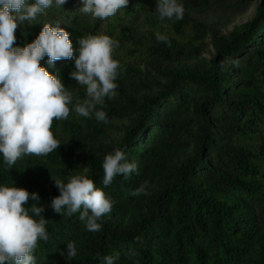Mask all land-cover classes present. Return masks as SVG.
<instances>
[{
  "label": "trees",
  "instance_id": "16d2710c",
  "mask_svg": "<svg viewBox=\"0 0 264 264\" xmlns=\"http://www.w3.org/2000/svg\"><path fill=\"white\" fill-rule=\"evenodd\" d=\"M182 3V20L160 21L155 0H129L100 20L67 0L17 27L14 46H24L61 20L74 57L77 38L104 33L119 42L113 58L123 69L117 97L105 100L107 124L69 105L50 129L57 150L22 156L10 170L0 157V183L38 193L45 206L49 239L37 242V264H68L69 241L77 245L69 264H99L97 254L116 264H264V0ZM46 60L41 66L83 101L74 59ZM115 148L138 168L104 187L102 161ZM70 171L115 202L99 232L86 231L79 213L48 206L59 195L54 180L66 182ZM145 181L149 194L132 196Z\"/></svg>",
  "mask_w": 264,
  "mask_h": 264
},
{
  "label": "clouds",
  "instance_id": "9594fccd",
  "mask_svg": "<svg viewBox=\"0 0 264 264\" xmlns=\"http://www.w3.org/2000/svg\"><path fill=\"white\" fill-rule=\"evenodd\" d=\"M67 0H0V157L10 170L22 156H47L61 143L50 130L53 120L69 117L70 108L81 117H94L107 124L105 100L117 97L116 80L122 66L113 53L119 42L109 35L88 34L76 40L78 55L74 57L69 33L61 27V20L44 23L39 34L24 46H14L17 27L25 21H35L46 16L50 8H62ZM129 0H79V11L94 19L104 20L126 8ZM182 0H155V12L160 21L182 20ZM166 27V25H165ZM158 41L167 43L166 34L157 32ZM48 67L60 59H74L70 73L85 90L86 98L74 102L72 91L65 87L57 75L41 66ZM102 185L109 186L117 176L125 179L137 171L138 165L129 162L121 148L105 154L102 161ZM59 195L48 205L60 216L71 217L79 213V220L88 232H99L101 217L109 213L114 201L97 188L86 174H68V179L54 180ZM0 183V264H37L34 251L38 241H48V220L42 213L36 192ZM147 181L131 192L139 197L149 194ZM32 200L31 206L28 201ZM68 264L77 256L74 241L66 244ZM131 255H135L132 253ZM99 264H116L114 256L97 254Z\"/></svg>",
  "mask_w": 264,
  "mask_h": 264
},
{
  "label": "rangeland",
  "instance_id": "374dc122",
  "mask_svg": "<svg viewBox=\"0 0 264 264\" xmlns=\"http://www.w3.org/2000/svg\"><path fill=\"white\" fill-rule=\"evenodd\" d=\"M251 11H252V8H251L250 10H248V11L245 13V15H249V14L251 13Z\"/></svg>",
  "mask_w": 264,
  "mask_h": 264
}]
</instances>
